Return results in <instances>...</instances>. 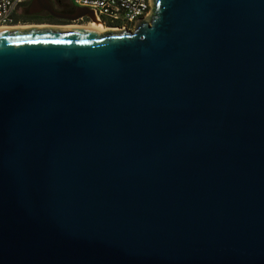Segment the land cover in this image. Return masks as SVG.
Here are the masks:
<instances>
[{"label":"water","instance_id":"95a60500","mask_svg":"<svg viewBox=\"0 0 264 264\" xmlns=\"http://www.w3.org/2000/svg\"><path fill=\"white\" fill-rule=\"evenodd\" d=\"M151 1L0 31V264H264V0Z\"/></svg>","mask_w":264,"mask_h":264},{"label":"built area","instance_id":"2783aa9c","mask_svg":"<svg viewBox=\"0 0 264 264\" xmlns=\"http://www.w3.org/2000/svg\"><path fill=\"white\" fill-rule=\"evenodd\" d=\"M29 0H0V26L21 24L16 16ZM79 6L94 11L107 29L122 30L135 28L136 23L151 13V0H71Z\"/></svg>","mask_w":264,"mask_h":264},{"label":"flooded vegetation","instance_id":"af4514ba","mask_svg":"<svg viewBox=\"0 0 264 264\" xmlns=\"http://www.w3.org/2000/svg\"><path fill=\"white\" fill-rule=\"evenodd\" d=\"M42 4L46 5L47 8L38 9L39 6L34 0L27 1L22 7L20 15V23H34V25H38V23H50V24H62V23H70L79 20H87L88 17L71 20L64 17H57L53 15L48 6L52 11L59 15H73L75 13L76 7H74L70 0H42ZM40 10V11H38ZM25 25V24H24ZM43 25V24H41ZM40 25V26H41ZM66 25V24H64ZM45 26V25H43ZM50 26V25H46Z\"/></svg>","mask_w":264,"mask_h":264},{"label":"bare ground","instance_id":"6f19581e","mask_svg":"<svg viewBox=\"0 0 264 264\" xmlns=\"http://www.w3.org/2000/svg\"><path fill=\"white\" fill-rule=\"evenodd\" d=\"M46 26V25H45ZM37 28L36 26L33 25H22V24H17V25H13V26H0V31H5V30H14V29H25V28ZM40 27H44L43 25H39L38 28ZM88 28H93L96 29L100 32H104L105 30H107V28L105 27L104 24H102L99 20L97 21H92L88 26H86ZM69 28V27H68ZM67 28V29H68ZM72 28V27H71ZM75 28V27H73Z\"/></svg>","mask_w":264,"mask_h":264},{"label":"rangeland","instance_id":"374dc122","mask_svg":"<svg viewBox=\"0 0 264 264\" xmlns=\"http://www.w3.org/2000/svg\"><path fill=\"white\" fill-rule=\"evenodd\" d=\"M70 2H71V4L74 6V7H79V5H77L76 3H74L73 1H71L70 0ZM20 12H21V10H20ZM92 21L90 20V19H87V20H79V21H75V22H70V23H62V24H58V25H56V24H50V23H38V26L39 25H41V24H43V25H50V26H54V27H60V28H62V29H67L68 27L69 28H73V27H77V26H88L90 23H91ZM34 25V23L32 24V23H22V25ZM64 24H66V25H64ZM106 27V26H105ZM107 28V27H106Z\"/></svg>","mask_w":264,"mask_h":264},{"label":"trees","instance_id":"16d2710c","mask_svg":"<svg viewBox=\"0 0 264 264\" xmlns=\"http://www.w3.org/2000/svg\"><path fill=\"white\" fill-rule=\"evenodd\" d=\"M20 21V15L18 14L17 16H16V22H19Z\"/></svg>","mask_w":264,"mask_h":264}]
</instances>
